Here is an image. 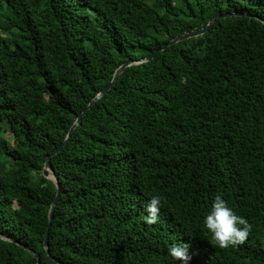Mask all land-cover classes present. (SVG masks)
I'll use <instances>...</instances> for the list:
<instances>
[{
    "label": "trees",
    "instance_id": "obj_1",
    "mask_svg": "<svg viewBox=\"0 0 264 264\" xmlns=\"http://www.w3.org/2000/svg\"><path fill=\"white\" fill-rule=\"evenodd\" d=\"M130 66L51 160L61 195L50 251L64 264H264V0H0V233L58 264L43 176L89 102ZM11 136V139L8 136ZM160 220L143 217L152 196ZM216 196L252 225L219 248ZM0 264H38L0 237Z\"/></svg>",
    "mask_w": 264,
    "mask_h": 264
},
{
    "label": "clouds",
    "instance_id": "obj_2",
    "mask_svg": "<svg viewBox=\"0 0 264 264\" xmlns=\"http://www.w3.org/2000/svg\"><path fill=\"white\" fill-rule=\"evenodd\" d=\"M161 207V197L152 196L145 206L147 215L143 217L144 222L148 225L156 224L160 220ZM203 225L215 244L222 249L244 244L252 231V225L248 220L236 214L221 196H216L212 202L203 217ZM168 256L174 264H189L191 259L186 244L171 245L168 248Z\"/></svg>",
    "mask_w": 264,
    "mask_h": 264
},
{
    "label": "water",
    "instance_id": "obj_3",
    "mask_svg": "<svg viewBox=\"0 0 264 264\" xmlns=\"http://www.w3.org/2000/svg\"><path fill=\"white\" fill-rule=\"evenodd\" d=\"M230 16H243V13H226V14L218 15V16L214 17L205 28H203L201 30H198V31H193V32H190V33H187V34L180 35V36L176 37L175 39H173L172 41H170L169 43L165 44L160 49H158L157 51L152 53L150 56H148V57H146V58H144L142 60H138V61L129 60L128 62L122 64L116 70V72L114 73V76H113V79H112L111 83L108 86H106L99 94H97L89 102L88 106L85 108V110L82 112V114L77 118V120L75 121L74 125L71 127L70 131L68 132L67 137H66L65 141L63 142V144L60 145L50 156H48V158L46 159L45 164H44L43 176L47 180H50V181H52L54 183V185H55V187L57 189V194H56V197H55L54 201L51 204V208H50V211H49V226L47 228L46 235H45V238H44V249L46 250L47 255L49 257H51L55 262H57L58 264H64L62 261L53 258L52 255H51V251H50V230H51V226H52V223H53V220H54L55 210H56V207H57L60 195H61V184L59 182L58 176L56 175L55 171L52 168V163H51L52 158L62 151V149L66 146V144L70 140V138H71L73 132L75 131V129L81 123L83 116L86 115L87 112L89 110H91L92 107L100 99H102L116 85L120 75L124 72V70L126 68H128L130 66L142 64V63H145V62H149L150 60H152L156 56V54L158 52L165 50L167 47H169V46H171L173 44H176V43H178L180 41H183L185 39H189V38H193V37H197V36L205 34L207 31H209L211 26L216 23L217 20L223 19V18H227V17H230ZM250 17H254L257 20H259L262 23H264V19H262L260 17H257V16H250ZM0 237L5 239V240H8L10 242L18 244L19 246H21L22 248H24L25 250L30 252L32 255L36 256L37 260H38V264H40V257L35 251L29 249L27 246L19 243L18 241L14 240V239H12V238L4 235V234L0 233Z\"/></svg>",
    "mask_w": 264,
    "mask_h": 264
},
{
    "label": "rangeland",
    "instance_id": "obj_4",
    "mask_svg": "<svg viewBox=\"0 0 264 264\" xmlns=\"http://www.w3.org/2000/svg\"><path fill=\"white\" fill-rule=\"evenodd\" d=\"M8 137L11 139V136L10 135Z\"/></svg>",
    "mask_w": 264,
    "mask_h": 264
}]
</instances>
